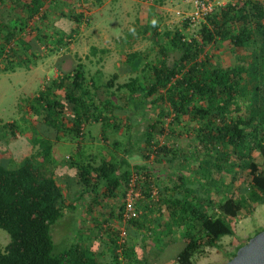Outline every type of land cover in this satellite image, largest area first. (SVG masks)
<instances>
[{
	"label": "trees",
	"instance_id": "obj_1",
	"mask_svg": "<svg viewBox=\"0 0 264 264\" xmlns=\"http://www.w3.org/2000/svg\"><path fill=\"white\" fill-rule=\"evenodd\" d=\"M24 1L29 8L25 23L12 28L0 23L2 72L13 71L18 63L31 64L38 57L37 48L42 43L39 46L42 52L52 49V44L55 45L52 52L71 45L76 39L73 36L81 28L83 13L72 14L75 26L66 33H52L55 38L51 40L39 26L27 28L47 0ZM89 21L90 18L87 23ZM183 21V28L163 32H159L156 23L152 24L154 40L160 43L159 57L143 67L140 52L127 53L123 60L129 66L127 70H142L143 74L116 84L120 73H114L104 85L109 94L105 100L96 101L97 79L89 75L84 63H58V76L26 106L22 102V118L26 120L2 126L3 137L27 135L25 131L31 130L34 135L31 143L39 148L22 160H0V229L7 231L11 238L6 246L0 244V264H102L98 252L84 242L81 235L63 251L55 252L51 227L65 216L66 209L76 210L79 206L67 203L76 184L89 189L104 186L103 197L114 198L120 191L124 197L119 217L123 220L128 182L134 172L145 176L141 192L147 200L146 211L140 210V215L127 223L144 228L148 222H153L159 229L158 232L153 229L154 245L148 250L143 243L142 252H138L135 244L118 240L112 248L113 259L109 264H153L168 243L167 237H174L175 229L181 231L184 238L175 262L196 264L198 254H203L207 248H221L224 236L235 235L233 222L241 212H252L255 205L264 204V1L227 0L225 5L216 6L207 14L197 25L200 27L197 34L190 37L186 33V29L192 28L190 18ZM148 29L146 26L145 30ZM26 37L36 41L32 56L26 49L31 47L24 41ZM223 43L230 44L237 55L234 63H223L215 56ZM58 90L63 91V101L55 93ZM115 99L122 103L119 105ZM125 109L132 112L141 109L140 119H145L150 109L157 110L158 115L140 130L132 121L135 113L129 115ZM121 110L125 113H118ZM37 113L42 116L40 130L35 125V122L38 124ZM165 117H170L171 121L166 123ZM184 118L197 123L194 128L197 140L210 156V171L205 168L210 179V195H207L206 184L204 195L188 188L183 175L178 176V182L171 188L161 187L159 183L154 188L152 170H148L149 167L143 170L141 166L131 168L128 159L115 153L120 151L121 137L113 141L109 136L110 133L117 136L123 129L128 131L122 136L128 137L129 145L123 150L127 156L137 147L144 151L146 159L155 155L157 161L169 156L172 159L175 149L162 140L168 135V127L181 123ZM93 120L100 122L102 142L110 145L100 150L105 154L111 151L110 156L102 158L100 164L74 162L69 157L67 165L77 168L79 179L68 176L63 179L49 170L48 165L54 162L59 166L61 162L52 156L49 131L53 130L57 139L65 134L81 140L85 125ZM23 126L29 127L24 130ZM8 142L6 139L5 143ZM257 154L263 158L262 162L255 159ZM225 164L245 169L248 178L238 188L230 185V193L223 199H215L211 185L214 188L220 185ZM222 191L218 187L217 193ZM85 193L81 194L82 198ZM146 200H142V204ZM163 209L168 213L167 221L163 220ZM148 212L156 213L157 217L151 221ZM243 245H239L236 252Z\"/></svg>",
	"mask_w": 264,
	"mask_h": 264
},
{
	"label": "rangeland",
	"instance_id": "obj_2",
	"mask_svg": "<svg viewBox=\"0 0 264 264\" xmlns=\"http://www.w3.org/2000/svg\"><path fill=\"white\" fill-rule=\"evenodd\" d=\"M79 1L80 0H74L73 2V0H67L71 5L70 9L80 13L84 8L83 6H75ZM55 2H57V0H49V4L46 3L47 8L46 4H44L42 7L43 16L47 14L46 11H48L50 6L56 5ZM132 2L131 5L125 4L121 0H103V2L95 0L91 6L94 8L92 9L94 12L88 14L90 21L85 26L82 24L79 25L81 28L79 33L76 34L75 41L71 45L66 47L63 46L61 50L53 52L51 50L54 49V46L51 47L52 49L42 52L39 51V46H42L44 43L39 45L37 51L40 53L37 52L38 57L33 59L35 63L30 64V67L34 65L38 69L33 70V72H28L29 74L27 76V78L30 79H27L28 82H32L36 76L34 80L35 87H28L29 89L24 87L22 83L24 81V75L19 68L15 73L9 71L0 74V146L6 144L5 141L7 137L8 139L12 138L11 135H8L6 138L3 137L2 134H5V131L2 126L10 122L19 124L26 120L25 117L22 118L23 112L21 109L23 99L26 97H33V94L36 96L43 87H46L53 78H56V60L59 58V55H64L67 62L70 61V63L73 64L82 62L85 64L89 75H94L97 79L98 86L94 91L95 99L99 103L109 96L108 90L106 91V86L104 85L109 81L112 75L119 69L129 67L126 63H122L123 61L121 60L126 58L127 53L140 52L141 57L144 58L143 67L148 62H154L159 57L160 43L157 44L154 40L152 24H157L159 32H163L165 29L183 28L184 21L182 16L190 14L193 10L192 0H132ZM102 4L104 5L102 6ZM40 24L41 25L36 26L43 28L41 29L42 32L47 33L50 38L53 35L52 33L57 31V29L51 28L47 30L41 22ZM146 26H149L148 30H145ZM29 27L28 25L27 28ZM30 28H36L35 24ZM199 29V26L186 29V33L189 37L194 36ZM23 33L21 34L23 35ZM124 39L126 41H123ZM161 43L165 42L161 41ZM219 47V50L215 51L217 59L223 63H234L237 55L232 52L230 44L223 43L220 44ZM212 54L214 55V53ZM175 56L177 57V54H175ZM138 61L141 60L138 59ZM101 67L103 68L102 70L100 69ZM142 74V70L136 72H125L120 70V77L115 83H125L132 77L137 75L142 76ZM28 82L25 81L27 86ZM59 92L58 96H60L61 101H63V91ZM115 100L119 105L122 103V100ZM26 104L27 103H25V106ZM125 110H127L129 115L133 112L135 113V116L132 117V121L135 123V128L140 130L144 129V127H146L149 122L151 123V120L158 115L157 110L150 109V111L146 113V118L140 119L139 112L141 109L138 110V112L136 110L133 112L129 111V109ZM118 113L122 114L125 113V111L121 110L118 111ZM41 117V113H37L35 120H38V124L35 122V125L38 126L37 128L39 130V126L42 124ZM170 121V117H165L166 123ZM29 126H23L25 127L24 130ZM196 126V122H190L188 118H184L181 123L172 124L171 128L168 127V135L163 137L162 141L163 144H169L170 147L175 149V153L171 154L173 157L172 159H170L169 156L163 158V160L157 161L155 158L156 155L153 158H145V163L151 164L154 168L162 167L161 172H163V177L160 180L151 174L153 176L151 179L153 185L157 186V183H159L160 185L166 184L167 187H171L178 182V176L183 175L186 178V185L188 184V188L199 192L201 195L206 194L208 190L207 195H210V179L207 175L208 171L205 169L208 167L207 169L210 171V156L206 155L205 148L202 147L199 140H197L194 129ZM98 128H100V125L93 128L92 131L97 133ZM136 129H134L135 132ZM169 130H173V132ZM126 132L128 133L127 130ZM25 133H27V135L30 133V138L31 135L33 136L31 130H26ZM111 135L110 133L109 136L112 140ZM120 141V151H123L129 145L128 137H121ZM137 141H139V139H137ZM23 142H25L27 146L22 149V152L31 153L30 151L32 148L30 147L29 140L28 143L24 140ZM100 148L103 150L108 149V144L101 142ZM137 150L138 148L136 147L134 152H137ZM14 151L17 153L15 148ZM18 159L22 160L23 157L21 156ZM255 159L259 162L263 161V158L259 154L255 156ZM206 164H208V166H206ZM220 176V185L215 186V188L211 185L212 195L217 197L215 199H223L227 193H230L228 190L231 188L230 185H232V188H238L240 185L244 184L248 178L245 169L240 166L230 167L227 164H225V170ZM170 177L171 179H169ZM205 184L208 185L207 190ZM218 187L222 188V193H217ZM101 207L105 212L106 209H115L117 206L107 205ZM140 208H145V205L140 206ZM210 211L211 209L209 208V213ZM251 211L252 212L243 211L239 214L237 219L233 222L236 230L235 235L225 237L222 240L221 248H207L203 254H198L196 256L195 262L198 264H225L234 257L237 249L236 244L238 246L246 244L257 232L264 230V204L255 205ZM148 214L149 219L151 221L154 220L156 213L153 214L152 212H148ZM105 216L109 215H100L99 218L84 222V219L81 218L82 210L79 206L76 210L66 209L65 216L51 227V234L55 243V252L59 253L63 251L76 242L79 235H81L84 242L90 244L92 249L98 252V260L102 264H109L113 259L112 248L117 244L118 240L122 239L121 233L123 230L127 232L124 237L126 244H135L138 252H142L143 243L146 244L145 246L148 247V250L154 245L153 237H155V235L153 229L157 230L156 232H158L159 229L154 226L153 222H148L144 228H141L139 225L132 224L131 222L125 223L119 217V214H114V218L111 216L105 218ZM164 216H166L165 219ZM167 218L168 213L165 211L163 220L167 221ZM86 222L88 223L86 224ZM175 230L176 235H179L177 238L183 240L181 231ZM170 239L173 238H169V241ZM10 240L9 233L4 229H0V244L2 247L6 246ZM181 248H179L177 252ZM175 251V248L170 251V255H172V264H176L174 256L177 252L175 253Z\"/></svg>",
	"mask_w": 264,
	"mask_h": 264
},
{
	"label": "crops",
	"instance_id": "obj_3",
	"mask_svg": "<svg viewBox=\"0 0 264 264\" xmlns=\"http://www.w3.org/2000/svg\"><path fill=\"white\" fill-rule=\"evenodd\" d=\"M70 1H72V0H70ZM98 1L103 2V0H98ZM121 1L124 2L125 4H131V5L133 3L132 0H121ZM24 2H25L24 0H0V23L7 28H12L13 26H20L22 24V22H24V20L28 18V15H29V13H28L29 8L26 6L27 3H24ZM73 2H74V0H73ZM94 2H95V0H80L78 2V4H76L75 6H77V5H78L77 7L83 6L84 9L83 8L82 9L85 10V13L87 12L88 14H90V13L94 12L92 10L94 8L91 7ZM47 3L49 4L48 0H47ZM55 4L56 5L50 6L48 8V11H46L47 15L43 18L42 25L44 27H46L47 30L49 28H51V29H57V31H61V32L66 33L68 31H70L75 26V22L73 21L72 14L79 13V12H75L74 10H71L70 9L71 5L69 4V2H67V0H57V2H55ZM103 5L104 4H102V6ZM94 6H95V4H94ZM46 8H47V4H46ZM26 22H27V20H26ZM41 29H43V28H41ZM42 33H44V32H42ZM32 37H35V36H32ZM32 37L31 38L26 37L25 38L26 40L24 39L25 42L27 41L31 45V47L29 49L26 48L28 53H29V56L33 55L34 49L36 46V41H35V39L33 40ZM54 38L55 37L52 35L51 40H53ZM52 45L55 46L54 44H52ZM58 57L59 58L56 60L57 64L58 63L65 64L67 62L64 55L61 54ZM121 60L123 61V59H121ZM34 63H35V61H33L31 64H34ZM26 65H28V66H26ZM26 65L18 63L16 65L17 67L11 72L15 73V71L19 68L20 71H22V73L24 75V81L22 82L24 84V87L25 88L35 87L34 80L36 79V76L34 77L32 82L27 81V79L30 80L29 78H27V76L29 74L28 72H33V70L38 69V68L35 67L34 65H32L31 67H30V64H26ZM119 65H121V64H119ZM57 66L58 65H56V67ZM101 66H102V64H101ZM102 67L100 68L101 70L103 69ZM120 67H122V66H120ZM120 70L125 71V72H129V70H127V68H123V69L117 70L115 73H117V72L120 73ZM4 72L0 71V74L4 73ZM57 76H58V69H56V76L55 77H57ZM25 81L28 82V86L25 84ZM44 88L45 87H43L42 89H44ZM55 93L59 94L60 92L58 90ZM33 97H34V94H33ZM33 97H30V98L26 97L23 99V102L29 103V101ZM58 99L61 100V97L58 96ZM69 113L71 114V112H69ZM98 125H100V122H96L94 120L87 123L85 125V134L83 135L81 140L76 138L75 136H72V135L70 136V135H65V134H63V135L61 134L60 135L61 139H57L54 131L50 130L47 137L53 143L52 156L57 161H61V162H60L59 166H56L55 165L56 163H54V162L52 163L51 166L48 165L49 170H53L56 175L60 176L63 179L67 176L70 178L79 179V177H77V168L74 166L67 165V162L70 160L69 157H71V160L73 158L74 162L80 163V161L84 160L85 164H88L89 162H91L92 164H95L98 162L100 164L102 158L106 157V155L110 156L111 151L107 150L106 154H105V153H103V150H100L101 142L103 141L102 140V128H101V126H100V128L97 129L98 130L97 133L92 131V129L97 127ZM125 130L124 129L120 130L119 133L117 134V136L111 135L112 140L114 141V140L118 139L119 137H122L125 134V133H123ZM30 133H28V135ZM2 135L4 136V134H2ZM28 135L18 134L16 137H14V138L12 137L9 139L7 137V140H9L8 144H3L4 146H0V160H10L13 158L19 160L18 158L21 156L23 158H25V157L31 155L33 153L32 150H38L39 147L38 146L33 147L32 143H31V140L34 137V135L33 136L31 135V138ZM2 138H1V140H2ZM4 138H6V137H4ZM23 140L26 141L27 143L29 140L30 147L32 148V150L30 151L31 153H23L22 152V149L25 148V146H27V144L25 142H23ZM142 146L145 147V144H142ZM109 147H110V145L108 146V148ZM14 148H15V150H17V153H15ZM123 152L124 151H115V153H116V155H118V157L128 159L131 168H133L134 166H141V168L144 170L143 167H149L148 170H152V175H154L155 178H158L160 180L163 177L162 176L163 172H161L162 167L154 168L153 166H151V164L145 163V156L143 154L144 151H139V150H137V152L133 151V153L131 155H128V156ZM104 154H105V156H104ZM64 156L66 157V159H63ZM142 158L144 161L142 160ZM140 159H141V161H140ZM48 162L49 161H47L46 163H48ZM76 185L77 186H75V188L72 189V194L68 195L67 203L73 202L75 205H77V204L79 205V207L82 210V217L81 218L84 219V222L87 220H91V219L93 220L94 218L95 219L99 218L100 215L103 216L104 214L109 215L111 217H113L114 214H120V207L122 206V202H123L122 200L124 197L121 195L120 191H118L116 197L110 198V197H103V193L105 192L104 186H101L100 188L89 189L87 187H83L82 184L81 185L76 184ZM153 186H154V188H157L155 185H153ZM161 187H167V186L165 184V185H161ZM169 188H171V187H169ZM123 192H124V190H123ZM82 193H85L83 198L81 196ZM154 194H156V191H154ZM144 198H145V196H143V199L138 201V203H137L138 208H140V206H142V205L147 204V200H146V198L145 199ZM142 200L143 201L146 200L144 204H142ZM107 205H116L117 207L115 209L111 208V210L108 208L104 212V210L101 206H107ZM118 205H120V206H118ZM140 210H142V213H144L143 211H146L145 208H143V209L140 208ZM116 211H117V213H116ZM165 211L166 210L163 209V212H162L163 215H164ZM145 214H146V212H145ZM109 216H105V218H109ZM155 217H157V216H155ZM165 218H166V216H164V219ZM87 223L88 222H86V224ZM233 228H234V231L236 232L235 227H233ZM177 236H179V235H176V233H175L173 239H170V241H169V238H171V237L170 236L167 237L168 243L166 244L165 248L163 249V252L161 253V255L156 259V261H155V259L152 261L153 264H172V258H171L172 255H170V251L173 248H175L176 249L175 253H176L177 250L183 246V240H181V238H177ZM228 236H230V235L224 236L222 238V240ZM222 240H221V243H222ZM236 246L238 247L237 244H236ZM196 264H198V263L196 262Z\"/></svg>",
	"mask_w": 264,
	"mask_h": 264
},
{
	"label": "built area",
	"instance_id": "obj_4",
	"mask_svg": "<svg viewBox=\"0 0 264 264\" xmlns=\"http://www.w3.org/2000/svg\"><path fill=\"white\" fill-rule=\"evenodd\" d=\"M227 3V0H192L193 10L190 14L182 16L183 19L190 18V25L192 28L196 27L200 24L201 20L205 18L207 14H210L214 11L216 6L225 5ZM80 13H83L82 17V25L87 24V20L89 18L88 13L83 10L80 11ZM43 17V8L40 9V11L34 15V17L31 20L30 27H32L33 24L38 25ZM74 35L73 37H75ZM11 46H14V44H11ZM145 176L142 173L134 172L128 182L127 189H126V195L124 199V209H123V221H129L132 219L137 218L140 215V209L137 207L138 201H140L143 198L141 187L144 183ZM127 232L126 230H123L121 235L122 239L121 242H125L124 237L126 236Z\"/></svg>",
	"mask_w": 264,
	"mask_h": 264
},
{
	"label": "water",
	"instance_id": "obj_5",
	"mask_svg": "<svg viewBox=\"0 0 264 264\" xmlns=\"http://www.w3.org/2000/svg\"><path fill=\"white\" fill-rule=\"evenodd\" d=\"M225 264H264V230L251 237Z\"/></svg>",
	"mask_w": 264,
	"mask_h": 264
}]
</instances>
